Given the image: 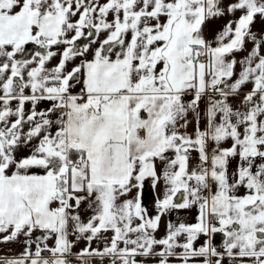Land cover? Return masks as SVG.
<instances>
[{
    "label": "snow or ice",
    "instance_id": "6c2138e0",
    "mask_svg": "<svg viewBox=\"0 0 264 264\" xmlns=\"http://www.w3.org/2000/svg\"><path fill=\"white\" fill-rule=\"evenodd\" d=\"M257 22L264 0H0V264H264Z\"/></svg>",
    "mask_w": 264,
    "mask_h": 264
},
{
    "label": "rangeland",
    "instance_id": "374dc122",
    "mask_svg": "<svg viewBox=\"0 0 264 264\" xmlns=\"http://www.w3.org/2000/svg\"><path fill=\"white\" fill-rule=\"evenodd\" d=\"M224 22H225L224 20H217V21L209 23L207 25V28H206L207 35L209 37H211L224 24ZM262 29H264V25H262L261 23L257 22L256 25H255V29L254 30H262ZM55 62L56 61L54 60L52 63H55ZM157 193H158V191H157ZM163 234H164V228L162 226L160 232L158 233V235L162 236Z\"/></svg>",
    "mask_w": 264,
    "mask_h": 264
},
{
    "label": "crops",
    "instance_id": "0c3cea01",
    "mask_svg": "<svg viewBox=\"0 0 264 264\" xmlns=\"http://www.w3.org/2000/svg\"><path fill=\"white\" fill-rule=\"evenodd\" d=\"M42 108L47 107L46 104H42L41 105ZM156 195H158L157 192H155ZM150 200L149 196H146V198H144L145 203L148 205V201ZM149 206V205H148ZM189 215L193 216L195 215V209L192 210V213H190ZM217 241H219V236H217ZM84 244L83 242H81V244L79 245V247H83ZM0 249L3 250V252H8L9 250H11V252L13 253H19L20 251H22V246L18 245V244H9V245H0ZM0 254H3L2 252H0Z\"/></svg>",
    "mask_w": 264,
    "mask_h": 264
},
{
    "label": "water",
    "instance_id": "95a60500",
    "mask_svg": "<svg viewBox=\"0 0 264 264\" xmlns=\"http://www.w3.org/2000/svg\"><path fill=\"white\" fill-rule=\"evenodd\" d=\"M146 184H147V182H146ZM146 184H145L143 198H146V196H149L150 201L152 202V205H154L155 198H156V193L153 192V190L151 189L150 185H146ZM148 205L150 207V202L149 201H148Z\"/></svg>",
    "mask_w": 264,
    "mask_h": 264
},
{
    "label": "flooded vegetation",
    "instance_id": "af4514ba",
    "mask_svg": "<svg viewBox=\"0 0 264 264\" xmlns=\"http://www.w3.org/2000/svg\"><path fill=\"white\" fill-rule=\"evenodd\" d=\"M146 185H149L148 183L146 184ZM149 202H150V209L152 208V202L149 200Z\"/></svg>",
    "mask_w": 264,
    "mask_h": 264
}]
</instances>
